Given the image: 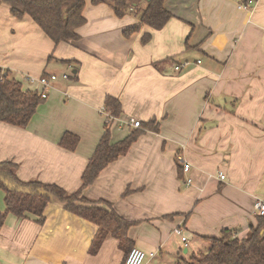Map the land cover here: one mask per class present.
<instances>
[{
	"label": "crops",
	"instance_id": "1",
	"mask_svg": "<svg viewBox=\"0 0 264 264\" xmlns=\"http://www.w3.org/2000/svg\"><path fill=\"white\" fill-rule=\"evenodd\" d=\"M243 1L246 8L236 0H166L174 16L162 29L142 25L127 37L139 15L119 17L110 4L86 0L80 38L58 45L32 17L0 4V67L24 90L41 88L27 75H57L28 126L0 121V162L17 163L21 179L75 193L108 128L116 143L137 129L132 119L160 127L83 191L90 204H110L133 223L131 244L108 236L93 253L98 225L52 196L43 224L8 214L0 264H123L132 247L146 251L147 264H177L208 252L224 228L247 236L258 224L256 201H264V0ZM132 4L145 8L147 0ZM108 95L122 105L111 120L101 112ZM67 132L80 137L76 150L60 145ZM4 198L0 189L2 211Z\"/></svg>",
	"mask_w": 264,
	"mask_h": 264
},
{
	"label": "trees",
	"instance_id": "2",
	"mask_svg": "<svg viewBox=\"0 0 264 264\" xmlns=\"http://www.w3.org/2000/svg\"><path fill=\"white\" fill-rule=\"evenodd\" d=\"M166 0H147V6L138 9L133 6L134 0H92L94 4L106 2L110 4L117 16L123 17L133 7L140 10V23L127 27L124 35L129 37L139 32L142 25L151 29H162L174 16L165 7ZM10 5L11 13L22 18L26 15L42 28L52 41L58 45L61 42L78 40L77 29L86 23L84 7L86 0H0ZM152 38L151 32L142 35V42L147 43ZM37 91L24 90L10 70L0 67V121L12 125L26 127L36 113L38 106L44 102ZM110 114L119 117L122 105L118 98L108 95L105 100ZM142 123V122H141ZM157 120L141 125L126 138L112 143L111 130L108 128L102 136L96 150L88 162L82 175V186L75 193H68L56 184H46L39 180H23L17 174V163L13 161L0 162V189L5 192L6 209H0V228L8 214L26 218L28 214L39 217L38 222L45 221V209L55 196L66 205V208L81 217L98 225V231L93 240L91 251L97 252L108 236L116 237L121 246L131 244L128 229L133 224L120 216L110 204L108 208L99 204H90L84 195L85 188L94 183L100 172L111 162L126 154L131 145L147 130L159 131ZM80 137L67 132L60 145L69 150H76ZM208 252L192 257L197 264H264V214L258 216V224L250 226L249 233L239 238L234 229L224 228L220 237H211ZM128 254V253H127ZM189 264V262L184 261ZM177 264H183L179 262Z\"/></svg>",
	"mask_w": 264,
	"mask_h": 264
},
{
	"label": "built area",
	"instance_id": "3",
	"mask_svg": "<svg viewBox=\"0 0 264 264\" xmlns=\"http://www.w3.org/2000/svg\"><path fill=\"white\" fill-rule=\"evenodd\" d=\"M238 2L239 8H246V4H244L243 0H236ZM179 69V67H177ZM66 77V76H65ZM25 80L28 84L32 86H40L41 88H36L33 91H37L38 94L43 98L47 99L49 96L48 90L52 87V82L57 80V75L51 74V75H41V76H33V75H27L25 77ZM102 113H105L109 120L113 119V116L108 111L107 107L104 106L101 109ZM132 124L134 127L138 128L141 127L142 123L139 120L132 119ZM191 168L190 163L184 161L183 165V171L184 173L189 172ZM226 175L224 173H220V178L225 179ZM193 179L191 177L187 178V184H192ZM255 209L257 213L260 215L264 214V201L263 200H257L255 204ZM175 232L182 237V240L184 242H187L188 238L184 234V231L181 227H177ZM188 244L186 243V246ZM155 253H152L151 256H154ZM147 257L148 254L146 251L139 247H132L128 254L126 255V258L124 260L123 264H147Z\"/></svg>",
	"mask_w": 264,
	"mask_h": 264
},
{
	"label": "rangeland",
	"instance_id": "4",
	"mask_svg": "<svg viewBox=\"0 0 264 264\" xmlns=\"http://www.w3.org/2000/svg\"><path fill=\"white\" fill-rule=\"evenodd\" d=\"M134 1H138L139 2V0H134ZM143 5V4H142ZM142 5H139L137 8L138 9H143V6ZM138 9L136 10V13H135V11H133V12H128V13H126L127 15H129V14H131V13H133V14H136V15H139L140 14V10L138 11ZM192 249L193 248H191V251H192ZM191 255H194V254H192V252H190V254H188L187 255V257L189 258V257H191ZM186 262H189V264H197L194 260H192V259H188V260H186ZM183 264H186V263H184V262H182Z\"/></svg>",
	"mask_w": 264,
	"mask_h": 264
}]
</instances>
